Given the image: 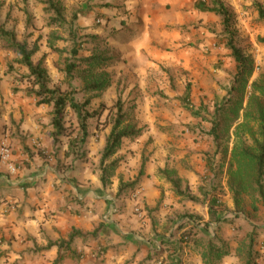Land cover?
<instances>
[{
  "label": "rangeland",
  "instance_id": "374dc122",
  "mask_svg": "<svg viewBox=\"0 0 264 264\" xmlns=\"http://www.w3.org/2000/svg\"><path fill=\"white\" fill-rule=\"evenodd\" d=\"M55 1L64 8L65 25L50 22L54 13L47 0H0L1 20L19 41L38 46L34 61L43 60L54 85L70 90L80 102L89 100L87 111L98 114L88 120L84 146L69 147V137L76 138L79 131L76 114L69 109L65 121L71 135L55 134L52 107L38 105L26 93L27 70L0 40V264H54L59 249L56 253L57 246L49 251L45 246L58 241L50 238L52 231L62 233L68 226L65 221L59 227L46 223H58L64 211L82 222L87 233L61 249L58 264H170L169 254H177L178 264H204V244L196 247L194 240L205 242L206 236L231 247V254L217 264H242L249 233L257 242L256 264H264V207L235 210L221 154L208 135V114L236 71L220 16L197 9L196 0ZM223 2L235 15L241 45L255 58V77L264 69V45L258 41L264 36L259 17L264 0ZM73 47L79 56L106 52L116 57L107 68L108 89L85 92L79 78L68 84L65 68ZM119 98L134 106L141 134L123 141L114 156L119 166L112 184L104 187L99 162L111 107ZM143 162L140 183L118 195L120 179L134 180ZM159 167L182 175L196 200L176 196L157 175ZM214 182L221 184L219 221L209 224L202 191ZM38 216L43 222L34 219L26 229V221ZM98 227V234L91 235ZM184 233L191 240H183V252L172 253V243Z\"/></svg>",
  "mask_w": 264,
  "mask_h": 264
},
{
  "label": "trees",
  "instance_id": "16d2710c",
  "mask_svg": "<svg viewBox=\"0 0 264 264\" xmlns=\"http://www.w3.org/2000/svg\"><path fill=\"white\" fill-rule=\"evenodd\" d=\"M49 11L52 16V24L65 25L67 19L64 15V8L55 0H47ZM195 7L201 11L214 12L220 16L224 41L231 50V55L236 62V71L227 89L223 99L215 104L212 113L208 114L210 128L208 135L212 137L216 147V153L221 154V167H224L226 174V187L229 191L236 211H244L248 205L254 210L259 206L264 207V69L257 76L255 73V58L249 54L241 45L239 31L235 27L234 13L227 7L223 0H196ZM1 9V5H0ZM259 17L264 21V6H259ZM71 34V31H70ZM56 39H62L61 36H54ZM0 40L12 49L17 58L15 61L27 70L28 87L25 89L28 95L37 99L38 105H49L52 107V125L55 134L71 135L66 131V117L69 115V109L74 111L78 119L79 131L76 138L69 137V147L75 148L78 143L81 146L87 142L89 137L88 120L94 118L98 113L89 112L86 105L89 100L80 102L76 100L73 93L66 88H60L54 85L48 74L47 68L40 59L34 61V55L38 51L35 44L29 47L27 42H21L17 38L14 30L8 29L0 16ZM258 41L264 45V36L258 37ZM51 47L53 42L50 41ZM59 53L66 50L55 48ZM71 52L74 54L72 60L68 59L66 63V79L71 85L72 81L79 78L85 92L101 93L111 86V76L107 68L116 59L115 56L106 52H97L88 56H79L78 49L73 47ZM190 90L188 88L185 98L189 101ZM199 113V112H198ZM110 130L105 138V144L101 152L99 169V179L104 187L112 184V178L116 174L119 166V160L114 158L120 150L123 141L127 138H136L141 134V128L134 120V106L119 98L111 107ZM71 127V125L69 126ZM74 129L72 130V133ZM145 175V162L139 170L134 180L124 181L120 179L118 186V195H122L130 188H134L140 183ZM157 175L170 184L174 194L180 199L194 200L196 196L188 192L187 182L178 175L177 171L169 167H159ZM219 175V174H217ZM217 181V180H216ZM186 183L184 186L183 183ZM202 189V187H200ZM221 189L219 182H214L211 189L202 191L203 199L208 206L209 221H219L216 208L217 196ZM163 198V192L159 202ZM196 200V199H195ZM192 216V215H191ZM195 216V215H193ZM197 217V216H195ZM100 228H96L90 234L96 236ZM191 231H194L191 229ZM181 238L173 244L172 253H181L184 250L183 240L187 243L191 240L189 236ZM84 234L81 230L75 229L70 234L69 239H61L55 242H49L45 249L57 246L59 255L54 264L62 260L61 249L65 245L72 243L77 237ZM196 238L197 245H202L201 252L204 264H217L224 256L231 254V247L225 240L217 239L216 236H206ZM198 240V241H197ZM220 241V243L217 242ZM174 242V241H173ZM185 243V242H184ZM256 238L252 233L248 234V242L244 249L242 264H256L258 251L256 250ZM162 254V252H159ZM177 254H169L170 264L180 263Z\"/></svg>",
  "mask_w": 264,
  "mask_h": 264
},
{
  "label": "crops",
  "instance_id": "0c3cea01",
  "mask_svg": "<svg viewBox=\"0 0 264 264\" xmlns=\"http://www.w3.org/2000/svg\"><path fill=\"white\" fill-rule=\"evenodd\" d=\"M181 175V174H180ZM182 176V175H181ZM224 184H226L225 182H224ZM226 189H227V187H226ZM61 215H63V218L62 219H60V221L58 222V223H55V221H52V222H47L46 224L48 225V226H53V224H56L57 225V227H59L60 226V224H61V222L62 221H65V226L67 225L68 227H67V229H65V230H63V232L61 233V232H57V233H55V232H51V233H54V234H52L51 236H50V238L52 239V240H59V239H67V238H69V236H70V234L68 235V233H69V230H71L73 227H76V228H78L79 230H81V231H83L82 230V226H81V224H82V222H80L79 220H74V221H72V219H69V216L71 217V214H70V212L69 211H64V212H62L61 213ZM60 216V215H59ZM60 218V217H59ZM34 219H38V221L40 222H43V220H42V217H32V220H29V221H26V223L24 224L25 226H26V229H29V223H30V221H35ZM72 221V222H71ZM13 223V225L15 226H18L17 224H15L14 222H12ZM81 223V224H80ZM29 232L31 233V235L34 237V238H36L37 237V235L36 234H34V233H32L31 232V230H29ZM84 232V231H83ZM90 232V231H89ZM84 233H87L86 231L84 232ZM81 238V237H80ZM48 243V237H47V242H45V244L44 245H46ZM43 245V246H44ZM55 247V246H54ZM53 248V247H52ZM51 248V249H52ZM58 247H56V249H57ZM46 250H48L49 251V249H46ZM56 253H58V249L56 250Z\"/></svg>",
  "mask_w": 264,
  "mask_h": 264
}]
</instances>
